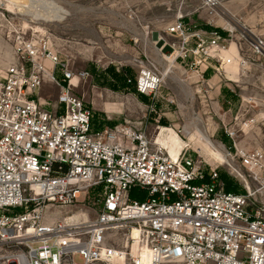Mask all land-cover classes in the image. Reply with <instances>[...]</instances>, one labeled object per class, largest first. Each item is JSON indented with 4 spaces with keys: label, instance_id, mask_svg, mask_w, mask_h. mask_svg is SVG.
I'll return each mask as SVG.
<instances>
[{
    "label": "built area",
    "instance_id": "2783aa9c",
    "mask_svg": "<svg viewBox=\"0 0 264 264\" xmlns=\"http://www.w3.org/2000/svg\"><path fill=\"white\" fill-rule=\"evenodd\" d=\"M204 3L213 14L220 0ZM5 26L0 1V31ZM190 28L184 15L169 27L180 39L173 44L177 58L208 66L226 38ZM8 42L12 56L0 51V252H12L9 262L79 264L77 256L81 264H143L130 239L136 227L147 232L151 264H264L263 148L243 147L226 131L232 144H223L221 164L241 187L229 192L218 166L192 158L188 144L174 157L157 143L172 128L160 119L153 130L129 123L94 130L92 107L73 92L90 73L72 71L41 37L18 33ZM250 44L264 56L263 38ZM47 83L59 87L50 106L41 96ZM159 86L150 70L137 79L151 112ZM90 191L100 196L96 218L79 223L49 215L50 206L74 205Z\"/></svg>",
    "mask_w": 264,
    "mask_h": 264
},
{
    "label": "rangeland",
    "instance_id": "374dc122",
    "mask_svg": "<svg viewBox=\"0 0 264 264\" xmlns=\"http://www.w3.org/2000/svg\"><path fill=\"white\" fill-rule=\"evenodd\" d=\"M0 1L7 13V26L0 31V51L6 57L12 56L8 40L13 35L41 37L72 71L90 73L88 79L78 80L73 92L92 107L97 124L148 125L153 130L155 118L160 119L162 125L172 127L159 138L169 143L174 154L188 144L192 158L211 165L214 161L220 173L240 186L222 165L226 163L222 151L223 144H232L227 130L239 145L264 149V56L252 53L250 44L256 37L264 39V0H220L213 14L204 0ZM181 15L190 32L222 29L223 45L230 46L229 51L209 60L208 66L192 67L191 59L177 58L173 44L180 39L168 30ZM110 67L127 79H138L144 70L156 73L160 78L157 112H151L149 103L131 86L114 89ZM124 69L129 70L127 75ZM56 76L62 79L59 70ZM58 94L59 87L47 83L41 96L50 106ZM100 204L98 192L90 191L74 205L50 206L48 213L53 219L81 213L92 220ZM261 208L264 211V195ZM125 244L123 237L120 245ZM11 258L12 252H0V264H13ZM76 262L81 264L77 256Z\"/></svg>",
    "mask_w": 264,
    "mask_h": 264
},
{
    "label": "bare ground",
    "instance_id": "6f19581e",
    "mask_svg": "<svg viewBox=\"0 0 264 264\" xmlns=\"http://www.w3.org/2000/svg\"><path fill=\"white\" fill-rule=\"evenodd\" d=\"M21 7V6H20ZM22 9V8H21ZM47 10V9H46ZM230 45V44H229ZM230 49V46L226 47L223 49L224 52H228ZM224 58V57H223ZM224 62V61H223ZM172 130V129H170ZM187 132V131H186ZM157 143L161 144L163 146H165L170 153L176 157L177 155L173 153V151L170 149L169 147V143L164 140L157 138ZM174 150V149H173ZM175 151V150H174ZM222 157L226 158L224 154H222ZM65 218H67L68 220H72L75 222H79L80 221L82 223L88 222L89 220L85 219L81 213H73V214H69L67 215ZM130 239L134 241V245H133V249L140 254L142 260H143V264H151L150 261V256H149V246H148V236H147V232L143 229L140 228H134L131 233H130ZM130 247H132V244L130 243ZM111 264H113V261L110 262ZM99 264H103V263H99Z\"/></svg>",
    "mask_w": 264,
    "mask_h": 264
},
{
    "label": "trees",
    "instance_id": "16d2710c",
    "mask_svg": "<svg viewBox=\"0 0 264 264\" xmlns=\"http://www.w3.org/2000/svg\"><path fill=\"white\" fill-rule=\"evenodd\" d=\"M219 32L221 34H225V32L221 29L219 30ZM109 70L113 71V74H114V83H113V88L114 89H118L119 87H128V86H131V90H133L134 92H137L139 95H140V98L145 102V103H150V99L149 97L146 95V94H143V93H140L138 90H137V79L136 78H130V81L129 79L125 78L124 75H120L118 74L114 67H110ZM124 72L127 73L129 72L128 69H124ZM95 113H93V129L94 130H99V129H103L105 126L102 125V124H97L96 121H95ZM220 176L221 178L225 181L226 183V189L227 191L229 192H239L241 190V187L237 184V183H234V181H232L227 174L225 173H220ZM22 209V208H21ZM24 209H22L21 211H23Z\"/></svg>",
    "mask_w": 264,
    "mask_h": 264
},
{
    "label": "crops",
    "instance_id": "0c3cea01",
    "mask_svg": "<svg viewBox=\"0 0 264 264\" xmlns=\"http://www.w3.org/2000/svg\"><path fill=\"white\" fill-rule=\"evenodd\" d=\"M49 84H51V85H54V84H52V83H49ZM45 87V86H44ZM44 89V88H43ZM43 89H42V91H43ZM42 93V92H41Z\"/></svg>",
    "mask_w": 264,
    "mask_h": 264
},
{
    "label": "water",
    "instance_id": "95a60500",
    "mask_svg": "<svg viewBox=\"0 0 264 264\" xmlns=\"http://www.w3.org/2000/svg\"><path fill=\"white\" fill-rule=\"evenodd\" d=\"M212 164L214 165V161L212 162Z\"/></svg>",
    "mask_w": 264,
    "mask_h": 264
}]
</instances>
